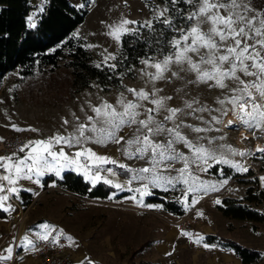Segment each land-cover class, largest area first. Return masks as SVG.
Instances as JSON below:
<instances>
[{"label":"rangeland","instance_id":"374dc122","mask_svg":"<svg viewBox=\"0 0 264 264\" xmlns=\"http://www.w3.org/2000/svg\"><path fill=\"white\" fill-rule=\"evenodd\" d=\"M29 1L37 9L36 12L44 4V0ZM69 1L75 6H82L80 0ZM243 3L247 4L252 11L244 13L243 8L237 9V11L244 13L249 18L258 13L248 0H243ZM191 6L192 12L195 11L196 5L191 4ZM165 9V5L158 0H90L87 6L88 13L84 21L73 31V35L85 41V47L91 54V63L94 66L112 65L114 59L106 58L115 57L120 44V39L117 41L109 35L112 26L119 25L122 20L135 21V23L136 21L147 23L154 17L167 20L168 16ZM36 12L30 15L32 23ZM160 13L163 15L161 16ZM221 14L226 15L223 10H221ZM197 23H199L202 32L207 33L209 31L211 25L206 22L200 23L198 20H191L187 29ZM134 24L125 27L131 31ZM181 34L179 33L174 40L180 39ZM217 42L219 43L218 38ZM232 44L233 41L229 39L222 47L226 48ZM181 47H183V42H181ZM176 52L177 49L174 48L168 56H173L174 59ZM207 54V50L204 48H201L198 54L188 53L192 60L198 63L200 57ZM219 54L223 53H217V55ZM164 59L165 57L155 58L152 61H147V64L142 62L136 71L135 78L124 81L123 88L119 91L111 89L103 92L93 82L88 88L75 92L72 88L69 70L63 62H60L54 70L46 68L37 71L32 77L22 79L16 71L9 72L5 76L0 89V121H20L23 126L15 134L29 131L31 136L43 140L56 135L66 138L78 137L80 142H73L72 147L57 146L64 150H73L76 153L91 150L92 153L100 157H108L114 163L102 162L93 158L92 161L96 166L91 167V169L106 173L112 170L113 181L108 185L114 187L117 184L121 185L120 188H117V192L111 195L113 201L108 199L78 201L74 195L70 193H68L70 196L64 195L61 190L51 187L37 202L36 209L29 214L27 223L31 229L38 228V225L53 227L54 221L51 216L45 218V214L49 211H55L58 207L67 205L68 208L65 210L67 215L71 212L72 203L79 206L91 205L105 213V226L110 225L111 232L121 230L123 234L129 233L130 238L118 237L120 244L123 245L122 248L128 250L130 245L134 248L139 242L147 240V238L151 240L152 238L161 239L165 234L167 225L179 230V227L172 223L179 222L180 218L165 212L161 203L158 202L160 196L155 190L165 191L170 197L177 198L183 203L186 209L184 216L188 215L187 222L189 223V228L185 232L189 233L191 238L181 236L179 230L178 243L180 247H183L172 256L161 258L159 264H235L227 255L220 254L216 248H206L202 238L203 232L209 230L261 251L260 264H264V223L257 225L255 230H251L249 223L229 222L215 209V204L222 197H242L245 185L234 179H222L207 174L209 167L214 164L232 167L238 165L239 167L235 168L240 171H242L241 169L252 170L258 179L259 187L264 191V152L257 151L258 147L264 149V129H249L233 114L231 105L225 103L222 106L217 103L218 100H224L233 95L230 89L237 87V82L233 80H225L227 87L223 89L215 86L214 81L198 83L196 82V73L190 71L186 63L177 64L175 62L168 65V69L163 73L161 79H152V76L156 75V69L152 65L161 63ZM200 67L202 70L211 69L210 65L203 63L200 64ZM223 67L228 68V64H224ZM237 75L245 81L254 79L253 77H245L242 73H237ZM129 89H134L136 92L143 90L149 93V97L147 100H139L132 92L128 91ZM153 92L155 95H152ZM167 97H171V99H165L163 108L157 109L156 105L151 102ZM120 100L125 103L131 101L141 105L136 110L140 113L137 120L146 119L147 116L152 115L154 116V124L161 123L166 129L175 128L176 124H181V127L177 129L181 135L195 147L205 149L206 153L197 154L193 149L186 147L183 142L175 143L173 145L175 153L182 154L185 159L165 160L157 164L155 175L172 182L167 183L166 180H160L153 184L151 182L153 173L137 171L153 167L150 163V155L140 158L129 156L125 151L128 149L126 141L137 134L139 127L137 124L124 126L117 132V136L124 138L120 143H113L108 140L103 143H96L95 138L101 134L88 130L92 128L93 124L98 129L101 127L92 111L93 108L107 103L118 112H122L124 109L119 103ZM193 101H198V103L193 104L194 109L205 107L207 111L193 112V109L185 106V102L192 103ZM176 108L182 111L177 114L175 123L165 120V116L169 114L167 109ZM147 109H154V111L149 113ZM224 112L227 114H223ZM227 116L238 119L239 126L224 125L223 122ZM89 117H93V120L89 121ZM213 117H216L220 123L214 121ZM81 124L87 126L84 137H79L77 131ZM194 128L208 130L195 132L193 131ZM31 129H35V131H31ZM85 137L90 139H85ZM169 138L171 137L167 131L152 137L156 143L160 144H167ZM135 149L136 146L133 145L128 150L135 152ZM207 153L214 155L217 159L226 160L228 163H217L216 159L205 160L201 158ZM239 153H244V155H239ZM110 166L123 168L127 178L116 179L119 175L116 176V172L109 168ZM181 170H184L183 173ZM138 176H144L145 179H134ZM101 177L104 179V176ZM224 181L227 182L223 183ZM144 186H147L149 194H141L135 191L144 188ZM86 200L91 202L85 203ZM121 205L133 206L136 210ZM47 209L48 212H45ZM26 210L27 208H22L21 216L23 219L20 224L13 225L15 230L24 225L27 216ZM41 216L46 220L36 221ZM98 228L100 233L101 224ZM47 231L46 228L34 229V235L37 240H42L39 239V235ZM49 238L50 234L48 240H50ZM194 240H199V243H193ZM113 246H116L114 241Z\"/></svg>","mask_w":264,"mask_h":264},{"label":"trees","instance_id":"16d2710c","mask_svg":"<svg viewBox=\"0 0 264 264\" xmlns=\"http://www.w3.org/2000/svg\"><path fill=\"white\" fill-rule=\"evenodd\" d=\"M80 1L81 7L73 5L69 0H44L32 23L29 18L35 6L29 0H0V89L9 72L16 71L23 79L46 68L54 70L63 62L69 70L75 92L88 88L93 82L103 92L111 89L119 91L123 88L124 81L135 78L142 62L168 56L174 50V38L191 23L187 19L192 12L191 4L184 0H177L176 3H172V0H158L165 5L167 21L170 23H164L165 19L159 17H154L147 23L136 21L131 31L121 35L113 64L97 67L91 63V54L85 47V41L73 35V31L88 13L90 0ZM248 1L258 13H264V0ZM33 24L35 27H32ZM111 168L117 175L127 178L123 168ZM207 174L234 179L245 185L242 197H222L215 204L216 211L229 222L249 223L251 230L264 223V191L259 187L252 170L242 172L232 166L214 164L209 167ZM50 183L61 191L90 200L108 199L117 192L112 186L102 182L91 185L72 171L64 172L60 177L47 175L41 180L43 189ZM155 192L160 196L158 202L165 212L177 218L185 215L186 209L179 199L170 197L165 191ZM31 200L30 193H19L23 209L29 206ZM4 217L5 213L0 211V218ZM203 242L230 251L241 264H260L261 251L231 238L218 233L206 234L203 235ZM140 248L142 247L133 251L132 255Z\"/></svg>","mask_w":264,"mask_h":264},{"label":"snow or ice","instance_id":"6c2138e0","mask_svg":"<svg viewBox=\"0 0 264 264\" xmlns=\"http://www.w3.org/2000/svg\"><path fill=\"white\" fill-rule=\"evenodd\" d=\"M177 0H172V3H176ZM185 3L195 4L196 10L193 11L187 19L198 20L200 23H209L211 26L207 33L200 30L199 23L192 25L187 30H181L180 39L174 40L172 46L177 49L174 59L173 56L165 57L161 63H156L152 65L156 69V75L152 76V79H161L163 73L167 71L168 65L172 62L177 64L186 63L189 66V70L193 71L197 75L196 82H208L214 81V85L220 88H226L227 84L225 80H233L237 82V87L230 89L233 95L226 97L224 100H218L217 103L224 105L225 103L231 105V111L237 118L247 126L249 129H264V18H259V23L257 24L258 17H264V13H257L255 16L249 18L244 13L252 11V9L243 3V0H184ZM243 8L244 13L237 11V9ZM221 10L226 13V15L221 14ZM167 11V9H165ZM162 16L163 13H160ZM201 18H203L201 20ZM31 19V18H29ZM164 23H170V21H163ZM135 21L122 20L119 25L112 26V31L109 35L113 39L119 41L120 36L124 33L130 31L126 28V25L134 24ZM32 27H35L33 24ZM217 38L219 43L217 42ZM231 39L233 44L226 48L222 45ZM252 41V43H249ZM181 42H183V47H181ZM204 48L207 50L206 56L200 57V62H194L188 53H199V50ZM223 53L217 55V53ZM115 59V57H107L106 59ZM147 64V61H144ZM208 64L211 66L210 70H202L200 64ZM224 64H228V68H224ZM99 67V65H97ZM114 67V65L112 66ZM237 73H242L245 77H253L251 81H245L241 79ZM176 75V73H173ZM139 100H147L149 93L143 90L136 92L134 89H129ZM155 95V92L152 93ZM165 99H171L167 97L164 99H155L151 101L156 108H163ZM119 103L123 106V111L118 112L112 105L107 103L101 105L100 107H95L92 111L95 113L96 120L101 124L98 129L95 124H93L89 131L94 133H100L95 138L96 143H103L105 140L111 141L113 143H120L124 138L117 136V132L124 126H131L132 124H137V134L130 140L126 141L128 149H131L133 145L136 146L135 152H131L128 149L125 151L129 156H138L143 158L145 155H150V163L153 165L152 168H143L137 170L141 173H153L151 182L156 184L160 180H166L167 183H171V180H167L164 177L155 175L156 165L167 160L176 161L179 159H185L182 154L175 153L173 145L178 142H183L186 147L193 149L195 153L201 154L206 153V150L202 147L197 148L188 140L181 135L177 130L181 127V124H176L175 128H165L161 123L154 124V116L149 115L146 119L137 120V116L140 115L136 111L141 105L133 103L131 101L125 103L120 100ZM198 103V101H193L192 103L185 102L187 108L193 109V112L207 111L205 107L199 109H194L193 104ZM149 113L153 112L154 109H147ZM168 115L165 116V120L172 121L175 123L177 114L182 110L167 109ZM223 114H227L224 112ZM89 121L93 120V117L88 118ZM213 120L220 123L216 117ZM67 123V121H65ZM233 122L228 121V125ZM154 124V126H152ZM191 127V126H189ZM87 126L81 124L78 128L79 137H84V132ZM20 131V129H15ZM143 130V131H142ZM208 129L194 128L195 132L207 131ZM35 131V129H31ZM167 131L171 138L168 139L167 144L156 143L152 137ZM85 139H90L85 137ZM73 142L79 143V138L76 136L63 137V136H52L47 140H36L30 141L28 144L24 145L19 151L24 152L25 148L29 149V152L25 157H17L15 154L13 156L0 157V169H3L7 174L0 175V180L6 181L8 185H16L20 179L32 180L33 175L37 178L44 174L45 171L55 170L56 175H60V168L67 164H75L77 161L75 159H69L66 156L63 148L59 152L53 151L55 145H64L68 147L73 146ZM211 143V141H209ZM257 151L264 152V149L257 148ZM87 153V159H95L102 162H113L110 161L108 157H100L91 150H85L84 153H75L76 157H80ZM235 154V153H234ZM239 155H244V153H239ZM51 158V159H49ZM207 159H216L217 163L223 162L228 163L226 160L217 159L214 155L207 153L203 157ZM63 160L64 163L60 164ZM30 161V163H29ZM114 163V162H113ZM59 164V167L57 165ZM234 167H239L238 165H233ZM87 167V166H85ZM121 167H124L121 165ZM242 171H247V169H241ZM184 170H181L183 173ZM101 177L99 173L93 178V184L100 180ZM134 179H145L144 176L134 177ZM34 183H39L36 179ZM187 182V181H185ZM224 181L223 183H226ZM104 183H111L109 180H104ZM115 187L120 188L121 185L117 184ZM18 188L8 187L7 191L9 193H17ZM5 191V186L0 184V192ZM135 191L141 194H149L147 192V186L142 189H136ZM135 199V198H133ZM8 200L7 195H0V208L3 207L4 202ZM219 203V201H217ZM10 207V206H9ZM7 210V209H5ZM42 228L52 229L50 225H41ZM55 230V229H52ZM49 233H44L39 235V239L48 240ZM184 236L190 237L187 232L182 233ZM70 239V238H69ZM25 245H31L33 248L32 241L28 239L27 236L24 237ZM193 243H199V240H194ZM8 255H0V260L11 259L12 248L9 247L5 250Z\"/></svg>","mask_w":264,"mask_h":264},{"label":"crops","instance_id":"0c3cea01","mask_svg":"<svg viewBox=\"0 0 264 264\" xmlns=\"http://www.w3.org/2000/svg\"><path fill=\"white\" fill-rule=\"evenodd\" d=\"M31 3V2H30ZM32 5V3H31ZM36 8L33 12H36ZM23 124L20 121H0V144L3 142L4 139L13 135L17 132L15 129L22 128ZM36 140H43L37 137L32 136L30 141ZM29 141V142H30ZM28 142V143H29ZM26 143V144H28ZM25 144V145H26ZM24 147V146H23ZM53 151L59 152L61 147L55 145L52 149ZM66 156L69 159H75L77 163L75 164H67L64 167L60 168V175L57 176L55 170H48L45 171L43 175L40 177H36L33 175L32 180L28 179H20L16 185H8L6 181L0 180V184L5 186V191L0 192V195H7L8 200L4 202L0 211L5 213L4 218H0V255L7 256L8 253L5 251L7 248L11 247L15 239L18 240L19 248L25 249L31 245H25L24 237L27 236L29 240L34 241L37 240L36 236L34 235V229L42 228L41 226H37L38 228H30L27 219L29 218V214L32 210L36 209L37 202L41 199L43 194L49 190V188L53 187L56 190H60L56 188L53 183L48 184L46 189L42 188L41 180L47 175H53L55 177H60L64 172L72 171L82 176L84 180H87L91 185L93 184V178L97 173L99 176H104V179L113 181L112 179V170L109 173L100 171V170H93L91 167H95L93 163V159H87V153L81 155L80 157L75 156V151L73 150H64ZM29 152L28 148H25L24 152H20L17 154V157H25ZM3 157V156H0ZM51 159V158H49ZM30 163V161H29ZM64 161L61 160L60 164H63ZM87 166V167H85ZM59 167V164L57 165ZM111 168V166L109 167ZM7 173L4 171L0 173V175H6ZM100 176V177H101ZM117 176V174H116ZM38 179L39 183H34L33 181ZM104 179L96 181L104 183ZM116 179H123L119 176ZM109 184V183H105ZM8 187H16L18 188L17 193H9L7 191ZM115 190L117 187L112 186ZM25 191L31 194L32 200L29 206L27 207L26 213L27 216L26 221L22 227H19L18 230H15L13 225L18 223L20 224L19 220H22V207L19 202V193ZM62 194L68 195V193L62 191ZM112 195V194H111ZM109 196L108 200L111 201L112 197ZM78 201L85 200V198H80L75 196ZM113 201V200H112ZM83 202V201H81ZM85 203L91 202L90 200L84 201ZM10 206V207H9ZM128 207L132 210H136L133 206H123ZM68 208L67 205H62L58 207L55 211H49L48 209L45 212V218L51 216L54 221V225L52 229H48L47 232L50 234L49 239H54L56 237H62L65 239L67 247L71 251V262L70 264H159L160 259L163 257L172 256L180 247L178 243L179 238V230L176 227L168 226L166 227L165 234L161 239H148L142 240L139 242L134 248L130 245V249L125 250L123 249V245L120 244V239L118 237H123L124 239L130 238L129 233L123 234L121 230H115L111 232L110 225L105 226V213L102 212L101 209H96V207H92L91 205L88 206H79L72 203V208L70 214H65V210ZM7 209V210H5ZM104 211V210H103ZM69 218H66V217ZM19 219H18V218ZM21 217V218H20ZM45 218L38 217L36 221L46 220ZM18 220V221H17ZM48 221V220H47ZM51 222V221H48ZM176 222V221H175ZM174 222V223H175ZM53 223V222H52ZM101 224L102 229H100V233L98 231V226ZM104 225V226H103ZM43 230V229H41ZM44 231V230H43ZM206 234H216L213 231H204L203 235ZM221 235V234H220ZM223 236V235H222ZM225 237V236H224ZM70 238V239H69ZM115 238V240H113ZM228 238V237H227ZM113 241L116 246H113ZM127 242V240H126ZM203 242V238H202ZM204 243V242H203ZM206 248L216 250L222 255H227L235 264H240V260L236 258L230 251H225L219 249L215 246L209 245L204 243ZM140 248L134 255L132 252ZM8 260V259H7ZM2 261L0 260V264ZM23 264H38L36 261H27Z\"/></svg>","mask_w":264,"mask_h":264},{"label":"built area","instance_id":"2783aa9c","mask_svg":"<svg viewBox=\"0 0 264 264\" xmlns=\"http://www.w3.org/2000/svg\"><path fill=\"white\" fill-rule=\"evenodd\" d=\"M31 137L29 131L10 135L0 144V156L7 157L19 154V150L30 141ZM3 172L4 170L0 169V173ZM187 219L188 215L180 218L179 222L172 223L179 227L181 236L189 228ZM33 245H35L34 248L29 246L21 249L19 248L18 240L15 239L12 244L11 259L2 261V263L23 264L27 261H36L38 264H70L71 262V251L62 237L50 240H36Z\"/></svg>","mask_w":264,"mask_h":264},{"label":"bare ground","instance_id":"6f19581e","mask_svg":"<svg viewBox=\"0 0 264 264\" xmlns=\"http://www.w3.org/2000/svg\"><path fill=\"white\" fill-rule=\"evenodd\" d=\"M231 120L233 123L231 125H228V121ZM224 125H227V126H239V120L238 119H235L231 116H227L223 122ZM18 221V220H17ZM21 220H19L20 222Z\"/></svg>","mask_w":264,"mask_h":264}]
</instances>
